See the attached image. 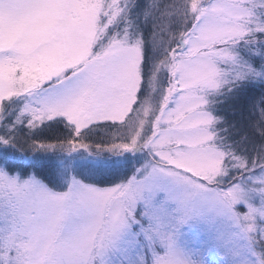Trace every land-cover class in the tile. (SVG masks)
Returning a JSON list of instances; mask_svg holds the SVG:
<instances>
[{
    "label": "snow or ice",
    "instance_id": "6c2138e0",
    "mask_svg": "<svg viewBox=\"0 0 264 264\" xmlns=\"http://www.w3.org/2000/svg\"><path fill=\"white\" fill-rule=\"evenodd\" d=\"M0 264H264V0H0Z\"/></svg>",
    "mask_w": 264,
    "mask_h": 264
}]
</instances>
